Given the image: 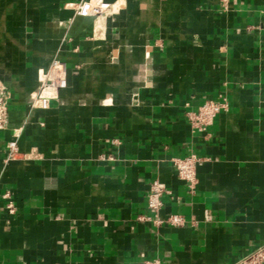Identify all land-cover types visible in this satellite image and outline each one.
<instances>
[{
	"label": "crops",
	"instance_id": "obj_1",
	"mask_svg": "<svg viewBox=\"0 0 264 264\" xmlns=\"http://www.w3.org/2000/svg\"><path fill=\"white\" fill-rule=\"evenodd\" d=\"M79 1L0 0V264H237L264 245V0H109L99 18ZM54 58L67 83L41 109ZM222 97L194 129L187 112ZM191 154L193 191L173 164ZM156 179L185 225L138 219Z\"/></svg>",
	"mask_w": 264,
	"mask_h": 264
},
{
	"label": "built area",
	"instance_id": "obj_2",
	"mask_svg": "<svg viewBox=\"0 0 264 264\" xmlns=\"http://www.w3.org/2000/svg\"><path fill=\"white\" fill-rule=\"evenodd\" d=\"M228 1L229 0H222V3ZM110 6L111 3L109 0H80L75 4V12L80 16L99 18L105 15ZM39 75L40 86L33 106L47 109L50 106L51 99L57 98L59 91L66 86L68 71L63 61L54 58L48 68L40 70ZM10 101L11 93L5 82L0 79V131L9 128ZM227 107L228 101L226 97H222L220 100H208L200 105L196 111H188L187 117L194 129L205 132L208 126L212 124L216 115L226 110ZM19 134L20 129L15 130L12 139L7 143V161L16 159L20 154L18 146ZM109 143L119 144L120 142L118 139H111ZM204 160V158L196 154L185 157H175L173 159L178 178L182 180L191 191L195 189L197 182V168ZM167 193H169V190L166 185L158 179L154 180L147 193L149 214L141 215L138 219L148 220L159 226L163 224L171 226L185 225L187 220L182 214H170L166 217L160 216V210L163 207V197ZM5 197L9 198V195L7 194ZM7 210L10 213H14L15 206L12 201H9L7 204ZM191 222L194 224L195 220L192 219ZM138 264H161V260L156 258L145 260ZM237 264H264V245H260L244 253Z\"/></svg>",
	"mask_w": 264,
	"mask_h": 264
}]
</instances>
